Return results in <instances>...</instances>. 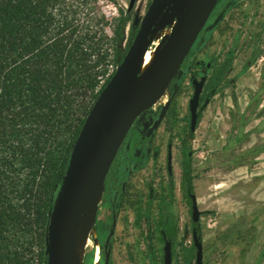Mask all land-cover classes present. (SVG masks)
<instances>
[{"label":"rangeland","instance_id":"1","mask_svg":"<svg viewBox=\"0 0 264 264\" xmlns=\"http://www.w3.org/2000/svg\"><path fill=\"white\" fill-rule=\"evenodd\" d=\"M97 1L96 8H91L93 17L100 21V15L104 16V29L114 40L131 0ZM152 1L137 0L128 16L124 48L131 23L136 16L145 17ZM167 29L172 31V26ZM110 47L116 66L114 41ZM195 76H206L207 82L192 134L190 101ZM174 93L179 94L172 113L148 144V127ZM85 103L87 109L92 107L90 100ZM169 146L173 197L167 173ZM186 148L201 213L198 223L181 187ZM112 176L118 187L126 183L127 191L107 194L105 184L84 264H105L115 210L118 225L110 264H164V244L156 232L161 216L164 223L177 228L172 264H196L195 224L201 231L204 264H264V0L220 1L185 67L154 110L139 120ZM151 189L155 200L147 202Z\"/></svg>","mask_w":264,"mask_h":264},{"label":"trees","instance_id":"2","mask_svg":"<svg viewBox=\"0 0 264 264\" xmlns=\"http://www.w3.org/2000/svg\"><path fill=\"white\" fill-rule=\"evenodd\" d=\"M97 4L0 0V264H48L50 214L75 143L113 76L110 43H115L114 62L120 66L137 35L131 27L123 47L130 22L125 16L114 40L110 38L104 16L99 21L91 12ZM182 172L181 187L192 206L195 187L188 148ZM169 178L173 197V175ZM193 230L201 236L198 225ZM156 232L162 243L165 237L177 238V228L162 216Z\"/></svg>","mask_w":264,"mask_h":264},{"label":"water","instance_id":"3","mask_svg":"<svg viewBox=\"0 0 264 264\" xmlns=\"http://www.w3.org/2000/svg\"><path fill=\"white\" fill-rule=\"evenodd\" d=\"M137 0H131L132 11ZM220 0H153L140 23L137 35L117 71L91 110L75 143L68 169L50 214L45 254L48 264H75L76 235L86 206L102 196L107 177L136 121L151 110L167 93L180 72L199 36L206 27ZM177 26L163 45L161 54L139 84L145 53L154 37L175 22ZM207 82L204 76L193 81L190 101L191 131L199 121L201 96ZM163 107L159 119L150 129V136L159 128L170 108ZM101 112L97 127H90L92 117ZM171 158V157H170ZM192 218L198 223L201 213L197 197L190 195ZM116 220L107 240L115 233ZM197 249L196 264H204V250L197 230L193 231ZM164 263L172 264V243L166 240ZM111 262V250L105 251V264Z\"/></svg>","mask_w":264,"mask_h":264},{"label":"bare ground","instance_id":"4","mask_svg":"<svg viewBox=\"0 0 264 264\" xmlns=\"http://www.w3.org/2000/svg\"><path fill=\"white\" fill-rule=\"evenodd\" d=\"M171 26H172V31L166 28L161 32H159L154 37L153 42L151 43L148 51L145 53L144 59L140 67V74H139L140 80L138 85L142 83L144 77L152 67L154 61L161 54L164 43L172 35L173 29H175L177 26L176 21L171 23ZM100 117H101V112L99 110L92 117L90 122V127L93 128L97 127ZM101 203H102V196L100 194H97L95 201H93L91 204L86 206L83 211V217L80 221V226L76 235L75 264H84L85 251H86L87 243L89 242L91 226H93L95 222L97 209Z\"/></svg>","mask_w":264,"mask_h":264},{"label":"flooded vegetation","instance_id":"5","mask_svg":"<svg viewBox=\"0 0 264 264\" xmlns=\"http://www.w3.org/2000/svg\"><path fill=\"white\" fill-rule=\"evenodd\" d=\"M220 1H221V0H220ZM219 3H220V2H219ZM150 5H151V4H150ZM217 6H218V5H217ZM216 8H217V7H216ZM134 9H135V7H134ZM134 9H133L132 11H130V10L128 9L127 16H129V15L134 11ZM148 9H149V7H148ZM147 11H148V10H147ZM214 11H215V10H214ZM213 13H214V12H213ZM137 17H139V22H141V20H142L141 17H140V16H136L134 22L131 23V27L134 28V29L138 32V30H139V28H140V23H139V25H138L137 27H134V23H135ZM210 18H211V17H210ZM202 33H203V32H202ZM202 33H201V34H202ZM200 36H201V35H200ZM200 36H199V37H200ZM189 55H190V54H189ZM185 62H186V61H185ZM183 67H185V63H184V65L182 66V68H183ZM182 68H181V69H182ZM201 78H202V77L198 78L197 76H195V77H193V81H194L195 79L201 80ZM193 81H192V86H193ZM193 88H194V86H193ZM175 95H176V93L172 94V97H171L168 101H166V102L164 103V106H166L167 103H168L169 101H171L170 108H169V110H168V112H167V114H166V116H165V119L163 120V122H162L161 125L159 126V128L156 129V130H155L150 136H148V135H149V131H150V129L154 126L155 122L159 119V116H160V114H161L162 109H163L164 106H162V108H161V110H160V114L158 115V117L153 121V123L150 125V127H148V129H147V131H146V138H145L146 141L148 142V144H151V142H152L153 139H154V136L156 135V132L161 128V126H162V125L165 123V121L167 120L168 115H169V112H170V110L172 109L173 98L175 97ZM155 106H156V105H155ZM155 106H154L151 110H154ZM149 111H150V110H149ZM146 113H147V112H146ZM146 113H144V114H146ZM144 114H143V115H144ZM143 115H142V116L136 121V123L134 124L132 130L130 131V133H129L127 139H126V141L124 142V144H123V146H122V148H121V150H120V152H119V154H118V156H117V158H116V160H115V162H114V165H113V167H112V169H111V171H110V173H109V175H108V177H107V180H106V193H107V194H111V193H113L114 191L120 192V193H122L123 195L126 194V191H127V184L124 183V184H122L120 187H118V186L114 183V179H113L112 174H113V171H114V169L116 168V166H117V164H118V161H119L120 155H121V153H122V151H123V149H124V147H125V145H126L128 139H129V137L132 135V133L135 131V129H136L137 126L139 125V120L143 117ZM190 115H191V113H190ZM190 122H191V119H190ZM190 130H191V123H190ZM149 152H150V151H148V153H149ZM170 157H171V158H170ZM167 167H168V168H167L168 177H169V174H172V175H173V178H174V174H173V166H172V147H171V146H169V154H168ZM154 200H155L154 191H153V189H151L150 192H149V197H148V199H147V202H153ZM118 204H120V202H119ZM117 214H118V212L115 210L114 215H113V225H114V221H115V220H116V223H117V224H116V227H115V230H116L117 225H118ZM113 225H112V229H113ZM112 229L110 230V233H111ZM109 236H110V234H109ZM114 236H115V233H114V235H113L112 238H111L110 244H109V245L107 244V246H108L107 248H108L109 250H111V257H112V242H113L112 239H113ZM108 238H109V237H108ZM107 240H108V239H107ZM166 240L172 243V252H173L174 241L169 240V239H167V238L165 237V238H164V242H163V244H164V248H165ZM105 251H106V250H105ZM99 254H100V251H99ZM164 255H165V254H164ZM163 261H164V260H163ZM172 263H173V261H172ZM164 264H165V263H164Z\"/></svg>","mask_w":264,"mask_h":264},{"label":"built area","instance_id":"6","mask_svg":"<svg viewBox=\"0 0 264 264\" xmlns=\"http://www.w3.org/2000/svg\"><path fill=\"white\" fill-rule=\"evenodd\" d=\"M117 69H118V66H111V67H110V74H113V75H114L115 72L117 71ZM161 100H162V99H161ZM161 100H160V101H161ZM160 101H159V102H160ZM159 102H158L157 104H159ZM157 104H156V105H157Z\"/></svg>","mask_w":264,"mask_h":264}]
</instances>
